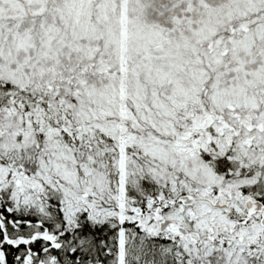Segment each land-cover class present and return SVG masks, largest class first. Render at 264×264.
<instances>
[{
	"label": "snow or ice",
	"instance_id": "snow-or-ice-1",
	"mask_svg": "<svg viewBox=\"0 0 264 264\" xmlns=\"http://www.w3.org/2000/svg\"><path fill=\"white\" fill-rule=\"evenodd\" d=\"M0 264H264V0H0Z\"/></svg>",
	"mask_w": 264,
	"mask_h": 264
}]
</instances>
